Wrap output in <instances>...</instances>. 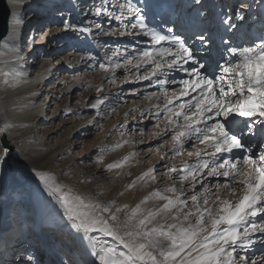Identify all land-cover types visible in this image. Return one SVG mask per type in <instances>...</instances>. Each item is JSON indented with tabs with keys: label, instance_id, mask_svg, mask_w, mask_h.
I'll use <instances>...</instances> for the list:
<instances>
[{
	"label": "snow or ice",
	"instance_id": "snow-or-ice-1",
	"mask_svg": "<svg viewBox=\"0 0 264 264\" xmlns=\"http://www.w3.org/2000/svg\"><path fill=\"white\" fill-rule=\"evenodd\" d=\"M72 5L77 7L78 0H72ZM164 7L172 15L160 16V25L152 27L153 5L148 0H100L83 23L73 25L64 19L58 28L95 36L151 38V47L125 48L123 53L118 48L112 56L123 62L110 56L99 67L112 73L109 83H115L117 69H124V82L144 81L148 88H158L145 93L150 103L140 110V118L155 120L150 136L160 142L147 151L158 154L162 163L143 170L126 189L158 181L164 185L130 206L73 193L53 175L35 171L62 210V226L68 228L61 264H264V251H253L258 244L264 247V143H254L257 137L264 140V27L256 39L245 34L234 43L240 25L233 22L231 10L221 8L219 24L232 35L220 37V42L230 59L221 56L222 62L211 64L202 54L210 55L213 49L214 21L202 10V0H191L187 5L191 12L184 15L177 14L171 4ZM95 18L110 24L116 21L118 26L109 33ZM235 18L243 21L245 17L237 9ZM23 23L22 14L11 13L9 33L19 32ZM29 39L35 43L34 36ZM5 46L12 62L5 63L8 70L0 72V81L6 88H16L27 82L24 57L15 43L6 40ZM96 92L102 95L103 89L97 86ZM104 103L98 97L88 106L102 117ZM132 111L125 112V122L119 124L125 130L121 136L126 134ZM13 126L5 120L0 132ZM131 133L140 139H125L101 151L144 143L143 126L132 127ZM9 154L7 146H0V165L7 163ZM140 156V152H129L105 168L123 169ZM19 264L39 261L21 253Z\"/></svg>",
	"mask_w": 264,
	"mask_h": 264
},
{
	"label": "rangeland",
	"instance_id": "rangeland-1",
	"mask_svg": "<svg viewBox=\"0 0 264 264\" xmlns=\"http://www.w3.org/2000/svg\"><path fill=\"white\" fill-rule=\"evenodd\" d=\"M188 1L189 3H191V0ZM207 1L208 0H205V2ZM44 2H47L48 5L52 4L50 0L30 1L27 4L28 8L25 10L24 14L22 15V18L24 19L25 17L26 18L29 17L30 11L31 12L33 11V13L35 14V12L38 10L37 9L38 6ZM86 2L87 0H78V6L73 7L74 12L70 14L68 18L70 23H72L73 25H75V17H77V14L82 10L81 4H84ZM133 2L139 3V0H133ZM148 2L151 5H153V7L154 6L160 7L159 0H148ZM168 2L173 6L175 4V0H169ZM241 3L248 5L247 0H242V2H238L237 4H234L232 9H230L231 14L233 16V22L237 23L238 25H241V23L243 22L245 23V21L249 20L250 18V16L247 18L249 13H243L244 10L239 8ZM45 5L48 6L47 4ZM164 5H166L165 2ZM227 8L229 9V7ZM212 9L215 17H217L220 13L219 8L217 7L215 8V5H213ZM228 9H226L227 11L226 10L224 11L228 12L229 11ZM237 9H239L244 14L245 18L243 21L237 20L235 18V11ZM174 10L177 14H179L180 8H174ZM46 11L47 10H45L44 13H46ZM67 11H68L67 9L65 10L61 9L58 12L59 14H61ZM55 12L56 11H52L50 14L48 13L49 20L55 19L53 18V15L56 14ZM40 14H43V12L39 13L38 15ZM152 14L153 12L149 13V18H151L152 21H154L155 17ZM85 16L86 14H84V17ZM165 16L169 17L170 15L167 14ZM208 16L211 18L212 14ZM95 19L97 20L98 23L102 22L103 25L102 27L105 30L109 31V33H111V31L118 26V22L116 21H112L110 24L104 18H95ZM33 20H35L33 19V17H29L28 19H26V23L33 22ZM82 20H84V18ZM44 22H39L40 24L38 25L36 24L37 28L41 29V32L38 30L36 35L46 34V32L44 31L45 27L43 28ZM155 23L156 22L154 21L153 23L154 27L156 25ZM60 24L61 21L57 18V20L55 19V21L52 22V24H50V27L56 30L60 27ZM34 25L35 22L31 27H29V30H31ZM158 25H160L159 22ZM66 33H69L68 38L70 40L66 41V43H64L65 40H63V45L69 44L70 45L69 50H67L66 47L64 50H59V52H57L56 55H53L52 54L53 49H52V51L47 53V56L43 57L46 60H50L48 62L52 64L55 63V60L52 59L58 57L57 62L61 61L60 65L62 64L64 66V69L61 72V79L57 80L55 84V86L57 87L56 91L54 90L56 94L53 97L55 98L54 100L55 107L47 109L48 113L50 110L57 109L56 114L54 115V119L50 121V119L52 118V114H51L47 118L46 122H44L45 120H39V119L34 121L32 125L33 128L32 131H34L33 142L37 143L38 141H45L47 137H50L48 144L50 143V145H53L55 144V141L62 139L66 135V132L68 131V128L72 123L76 124L77 122H79L81 126L79 127L78 132L69 137L70 145L68 146L69 148L68 155L56 156L55 160L53 159V162L50 163L49 165L50 171L48 170V174L57 175L58 180H60L59 182L66 184L73 193L82 194L87 197H95L100 201L116 200L117 203H119V201L123 203V199L120 193L122 192V190H127L126 185L131 183L136 178V176H138L146 168L154 164L162 163L159 161L158 154L149 153L147 151L149 147L155 148V146L160 142L157 139H152L150 136V134L154 131L152 125L155 123V120L140 118V110L147 109L150 103L148 100L145 99V93L158 91V88L156 87L148 88L147 82L144 81L132 82V83L124 82L126 75L124 69H117L115 71V75H116L115 83H109L112 73L108 72V75H106L105 77L104 75L106 73L100 69L99 63L103 62L107 64L105 59H107L108 56L112 55L110 40L113 39V43L114 41L117 42L126 41L127 37L130 36L117 37L109 34L107 35V38L100 41V43L98 44L99 46L97 47L95 46L94 49H89L87 48L86 42H82L81 40L82 37L79 35V33L74 32L72 30L67 31ZM27 35H28L27 32L23 34L22 38L20 39L19 42L20 45L18 49L19 51L22 52L23 48L25 49L31 48L28 52H24V53L22 52L23 53L22 57H24L25 60L29 59L28 63H30L32 61L35 62L36 57L40 55L41 53L40 47L43 51L45 50V45H43L45 43V38L44 41L42 40L40 44L38 43L39 39L37 38H35V43H32L29 37H27ZM91 37L92 35H90V38ZM55 38H57V35L55 36ZM74 40L76 41V43L73 42ZM27 41H29V43H27ZM218 41L214 45L212 51L213 58H216L218 62H222L220 61L221 56H223L225 59H230V57H228L227 54L225 53L224 45L220 41L219 42ZM61 42L62 40L58 38L53 43L54 49L63 47ZM147 43L148 45H150V42ZM72 44H74V46H71ZM149 47L151 46H148L146 48ZM146 48L142 47V49H146ZM36 52H39L37 56L35 55ZM207 56L209 60L210 56L209 55ZM77 57H78V62L80 63L75 64L76 61L72 62L71 60H73L74 58L77 59ZM92 57H95V60H92L91 59ZM65 64H70V66L69 65L66 66ZM83 65H85L86 68H83ZM128 79L129 81H131L132 77L129 76ZM89 80L91 84L86 83ZM97 82L103 84V86L101 87L103 89V94L101 96H106L104 98L105 100L104 104H108L106 106H104L103 104V106L101 107L102 117L97 116L96 114L97 110L92 109L91 107L88 106L91 103H94L95 100L97 99L96 97L97 95L95 93L96 91L95 84ZM134 93H137V95H134ZM43 97L44 95L40 98L39 101H41ZM47 101H49V99H47L46 102ZM67 107L70 110L69 112L72 111V113H70L72 116H65L58 119L57 118L58 114H60V112L65 110V108ZM130 109H135V111H132L131 114L127 117L128 129L126 131V134L124 136H121L120 132L125 130L119 129V124L125 122L124 113L128 112ZM147 115L148 113L146 111L145 116ZM139 126H143L145 128V134L143 137L144 143H130L128 145H125L123 148L116 149L115 151L112 150L101 151V149H110L111 145L117 142H122L125 139L131 141H138L140 139V136L138 134L131 133V128L139 127ZM41 127L43 128L41 129ZM45 130H50V131L42 134L43 131ZM1 138L2 136H0V139ZM6 139L8 140L11 146L9 155H12L16 151V145L11 143L8 137H6ZM165 139L167 138L165 137ZM254 143L255 144L264 143V140H261L260 138L258 140L255 139ZM0 146H2L1 142H0ZM166 150L167 148L161 149V151H166ZM255 150L258 151V148H256ZM132 151L140 152L141 156L136 160L131 161L130 164L124 167L123 169H118L113 171L106 170L105 166L107 164L118 161L123 156L127 155L129 152ZM99 158L103 159V163H96V161ZM3 166L5 168H8L9 160H7V163L4 164ZM32 177L33 180L37 178L35 174H32ZM162 179H163L162 177L159 178V180ZM163 186H164L163 183L159 181L149 186L137 185L134 189L127 190L130 194V199L127 204L132 205L140 200L137 199L135 201L132 196H139V195L145 196L154 188H162ZM31 187L32 190L36 192L37 195H39V205L36 209L32 207L33 205L30 202H26V200L18 199V201L16 200L17 202L16 201L11 202L5 211L6 217L10 215L13 218V220L10 222V226H13L15 222L18 224L17 228L20 234V238H24L27 235L28 231H33L34 233H36V229L33 226L35 220L31 216V214L34 211L37 210L39 214L37 216L41 218V221L43 220V217L46 218L45 222H42L44 224L42 226L43 227L50 226L52 227V230L55 229V226H53L52 224L57 222L60 216H62V210L59 208V205L56 204V202L53 203V205L56 204L55 209L53 207V210H55V212L45 213L44 207H46L48 204L46 201L48 195L43 191L42 187L38 185L35 181L32 182ZM24 190L26 191L23 192V194H27L28 190L23 189L21 191ZM107 192L109 193L107 194ZM43 193L46 194L45 195L46 198L43 196L44 195ZM17 195L18 193L16 194V196ZM56 212L59 215H57ZM62 228L63 227L61 225H58L56 227V229L58 230ZM47 236L51 237L53 235H51V233H48L46 237ZM7 242L8 241H4L3 245L6 246ZM59 245H60L59 247H62L60 243ZM8 249L9 247L6 248L4 251V253H6L7 255H3L0 257L1 259L0 264H3L2 263L3 261L6 262L4 264H12V260H15L14 264H19V256L21 255V253L25 255L30 254L31 252L34 254L36 253L35 251H33L32 246L30 247L29 245L27 246V248L15 249L12 256H11L12 252L10 253ZM253 251L259 254L260 251H264V247L258 244L256 246V249H253ZM0 254H3V251H0ZM47 255L49 256V254ZM35 258L37 261H39V264L49 263L47 259L48 257L46 255L42 257L41 255H38V257ZM53 262L54 260L51 259L50 264H58L57 262L54 263Z\"/></svg>",
	"mask_w": 264,
	"mask_h": 264
},
{
	"label": "bare ground",
	"instance_id": "bare-ground-1",
	"mask_svg": "<svg viewBox=\"0 0 264 264\" xmlns=\"http://www.w3.org/2000/svg\"><path fill=\"white\" fill-rule=\"evenodd\" d=\"M30 1L33 0H21L20 3H16V0H7V1L5 0L10 14L15 12V13H20L22 15L24 14L25 10L28 8L27 4ZM50 1L52 2V4L50 5H48L47 2H44L41 5H39L37 8L38 10L35 12V14L33 13V11L32 12L30 11L29 17H33V19L35 20H33V22L26 23V19H28L29 17L27 18L25 17L23 19L24 23L19 26L20 29L19 32L10 34L8 28L7 36L0 43V72H3L8 70L5 67V63L12 62V57L8 54L9 47L5 46L6 40L10 41L11 43H15L17 45V48H19L20 39L22 38L23 34L26 32L28 33L27 37L34 36L35 38L39 39L38 42L39 44L41 43L42 40L44 41V38L46 36L48 37V39L45 40V43L43 44L45 45V50H44L45 54L40 47L41 53L38 57H36L35 62L32 61L28 63L29 59L27 60L24 59L22 62L23 64L22 71L27 74L26 83H22L20 86L16 88H6L3 85L2 81H0V128L4 127L5 120H7L12 125H14L13 127L7 128L6 131L0 132V136L8 137L11 143L16 145V151L14 152V154L9 155L8 157L9 167L5 168L3 165H0V251H3V254H0V257L3 255H7L6 253H4V251L8 247H9L8 251H10V253L12 252L11 254L12 256L15 249L27 248V246L29 245L30 247L32 246L33 251L36 252L35 254L32 252L30 253L34 257H38V255H41V257L46 255L49 261L48 264H50L51 259H53L54 262L61 264V261L64 259V255H63L64 249L62 247H59L60 246L59 243L62 246V243L66 242L68 238V228L62 226L65 222H63L59 218L57 222L52 224L53 226H55L54 230H52V227L50 226L43 227L42 225L44 224L42 222H45L46 218L43 217V220L41 221V218L37 216L39 214L36 210L31 214L32 218L35 220L33 226L36 229V233H34L33 231H28L27 235L24 238H20V234L17 228L18 224L15 222L13 226H10V222L13 220V218L10 215H8L7 217L5 216V211L9 206V204L13 201L16 200L18 201V199L26 200V202H30L33 205L32 207H34L35 209L38 207L39 195H37L36 192L32 190L31 185L33 181H35L38 185H40L43 191L48 195V198H46L45 196L46 194L43 193L44 194L43 196L46 198V201L48 203L47 206L44 207L45 213L55 212V210H53V207L55 209V205H56V204L53 205V203L55 202L54 199L48 194V192L46 191L44 186L40 183L38 178L34 180L32 179L33 178L32 174H34L35 171H43L48 173V170L50 169L49 165L50 163L53 162V159L55 160L56 156L68 155L69 152L68 146L70 145L69 137L77 133L79 127L81 126L79 122H77L76 124L72 123L68 128L66 135L62 139L55 141V144L53 145H50V143L48 144L50 137H47L45 141H38L37 143L33 142L34 131H32L33 129L32 125L34 121L39 119V120H45L44 122H46L47 118L51 114H52V118L50 119V121L54 119V115L56 114L57 109L50 110L49 113L47 112V109L55 107L54 104L55 98H53L56 94L54 90L56 91L57 88L55 84L57 80L61 79V72L64 69V66L62 64L60 65L61 61L57 62L58 57L52 59L55 60L54 64L48 62L50 60H46L43 57L47 56V53L52 51V49H53L52 54L56 55L57 52H59V50H64L66 47L67 50H69L70 47L69 44L63 45V40H65L64 43L70 40L68 38L69 33L58 31V29L54 30L53 28L50 27V24H52V22H54L55 19L57 20L58 18L61 21L59 28L62 27V20L68 19L69 15L74 12L72 0H50ZM168 1L169 0H159L160 7L154 6L152 8L151 12H153L152 15L155 17L154 21L156 22L155 27L158 25V22L161 23L160 16H164L165 18H168V16L165 15L167 14L172 15V12L168 8L164 7V2L165 4H169ZM99 2L100 0H87L86 3L81 4L82 10L77 14V17H75V25H79L83 23L86 17L91 16V13L88 10L90 8H93L94 5H98ZM238 2H242V0H208L207 2H205V0H202V3L205 5L207 14L208 15L212 14L210 19L214 21L213 23V32L215 37L214 45L217 43L218 40L220 41V37L231 36L232 33H225L223 31V26L219 24L218 16L215 17L214 15L212 9L213 5H215V8L216 7L219 8V11L221 8H223V10H226L228 9L227 7H229L228 10H230L232 9L233 5L237 4ZM247 3H248V7L242 10H244L243 13H249L247 18L249 16L250 18L249 20L245 21V23L244 22L241 23L240 30L236 32V37H234V43L238 42L237 38L244 37L245 34L247 39H256L257 36L262 34L261 29L262 27H264V0H247ZM45 4H47L48 6H46ZM189 4L191 3H189L188 0H175L174 8H180L179 14L181 15L188 14L191 11V9L187 7V5ZM58 8L60 10L67 9L68 11L63 12V14H59V12L57 11ZM45 10H47L46 13H44ZM52 11H56L55 12L56 14L53 15V18L55 19L49 20L48 13L50 14ZM42 12L43 14L38 15L39 13ZM84 14H86L85 17ZM83 18L84 20H82ZM154 21H152V19L149 18L150 26L154 27L153 24ZM34 22L35 25L32 27L31 30H29V27H31L34 24ZM39 22H44L43 28L45 27L44 31L46 32V34L44 35L42 34L36 35L38 30L41 32V29L37 28L36 26V24L37 25L40 24ZM13 27L16 26L13 25ZM95 31L96 30L94 28L93 32ZM56 35L57 38H55ZM79 35L82 37L81 38L82 42H86L87 48L89 49H94L95 46L96 47L99 46L98 44L100 43V41L107 38V36H95V35H92V37L90 38V35L83 33H79ZM58 38L62 40L61 43L63 47L54 49L53 43ZM89 38L91 39V41ZM73 42L76 43L75 40ZM147 42H150V45H148ZM27 43H29V41H27ZM110 45H111L112 53L118 48L123 53V50L125 48H127L129 51L141 50L142 47L146 48L148 46H152V42L150 37H145L141 35L138 37L130 36L127 37L126 41H118V42L114 41V43L112 39L110 40ZM71 46H74V44H72ZM30 49L31 48L28 49L23 48L22 52L23 53L28 52ZM212 51L210 55L207 53H205V55L210 56V59L208 60L209 63L215 64L218 61L216 60V58H213ZM22 52L19 51L20 56L23 55ZM38 54L39 52H36L35 55L37 56ZM112 59L113 61H118L121 63L123 62L122 59L118 60V58L114 56H112ZM71 61L72 62L76 61L75 64L80 63L78 62V57L77 59L74 58ZM105 61L108 63L107 59H105ZM65 65L70 66V64H65ZM83 68H86V66L83 65ZM106 75H108V73H106L104 76L106 77ZM182 75L183 74H180V76H177L176 78L179 79L181 78ZM86 83H90V80L87 81ZM97 86L102 87L103 84L97 82L95 84V88ZM95 93L97 95L96 96L97 98L99 97L101 99H104L106 97V96H101V94H98L96 91ZM43 95H44L43 99L39 101ZM47 99H49V101L46 102ZM106 105L108 104H104V106ZM102 106L103 105H101V107ZM69 111L70 110L68 107L65 108V110L61 111L60 114H58L57 118L60 119L65 116H72L70 114L72 113V111L71 112ZM42 128L43 127H41V129ZM48 131L50 130H45L43 131L42 134L47 133ZM256 139L258 140L259 138L257 137ZM51 175H53L58 182L60 181L58 180L57 175L54 174ZM23 189L28 190L27 194H23V192L26 191V190L21 191ZM122 192L123 195H121V197L123 199V203L119 201L118 204H124L129 202L130 199L129 192L127 190H122ZM17 193L18 195L16 196ZM108 193L109 192H107V194ZM132 197L136 201L137 199L138 200L142 199L144 195L132 196ZM135 204H132L130 206H134ZM148 206L149 207L152 206V202H150ZM58 225H61L63 228L59 230L56 229ZM48 233H51V235L53 236L46 237ZM4 241H8L6 246L3 245ZM47 254H49V256ZM14 261L15 260H12V264H14ZM2 263L4 264L6 262L3 261Z\"/></svg>",
	"mask_w": 264,
	"mask_h": 264
},
{
	"label": "water",
	"instance_id": "water-1",
	"mask_svg": "<svg viewBox=\"0 0 264 264\" xmlns=\"http://www.w3.org/2000/svg\"><path fill=\"white\" fill-rule=\"evenodd\" d=\"M10 12L5 0H0V43L8 34V22ZM2 146H7L11 149V146L5 136L0 139Z\"/></svg>",
	"mask_w": 264,
	"mask_h": 264
}]
</instances>
